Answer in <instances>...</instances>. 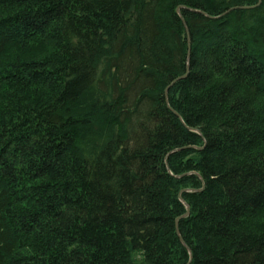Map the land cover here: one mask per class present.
Wrapping results in <instances>:
<instances>
[{"label":"trees","instance_id":"trees-1","mask_svg":"<svg viewBox=\"0 0 264 264\" xmlns=\"http://www.w3.org/2000/svg\"><path fill=\"white\" fill-rule=\"evenodd\" d=\"M0 264H264V0H0Z\"/></svg>","mask_w":264,"mask_h":264},{"label":"water","instance_id":"water-1","mask_svg":"<svg viewBox=\"0 0 264 264\" xmlns=\"http://www.w3.org/2000/svg\"><path fill=\"white\" fill-rule=\"evenodd\" d=\"M167 98H168V97H167ZM185 191H188V190H185ZM181 199L183 200L182 197H181ZM189 214H190V207H189V205L187 204V210H186L185 214H184L181 218L187 217ZM176 228H177V233H178L180 239H181L182 242H183V239H182V237H181L180 230H179L178 220L176 221Z\"/></svg>","mask_w":264,"mask_h":264}]
</instances>
